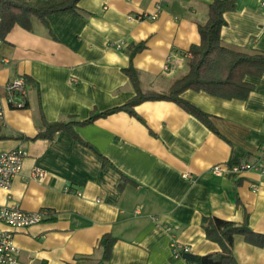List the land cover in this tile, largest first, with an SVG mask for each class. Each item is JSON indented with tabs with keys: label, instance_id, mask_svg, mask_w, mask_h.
Listing matches in <instances>:
<instances>
[{
	"label": "crops",
	"instance_id": "1",
	"mask_svg": "<svg viewBox=\"0 0 264 264\" xmlns=\"http://www.w3.org/2000/svg\"><path fill=\"white\" fill-rule=\"evenodd\" d=\"M213 1L80 0L76 13L48 16L46 26L35 18L31 31L15 26L0 41V96L18 77L29 81L28 96L25 108H5L1 134L34 138L41 115L47 123L81 122L129 102L136 92L123 71L139 44L132 67L141 92L167 93L187 73L188 51L199 45L197 27ZM260 2L236 0L224 14V48L264 53ZM244 82L253 87L246 100L181 94L216 133L173 102L148 101L133 108L135 116L118 112L74 126L89 147L63 131L52 140L0 141V155L26 153L9 192L0 189V206L48 213L15 233L17 264H188L173 257L174 244L194 256L220 252L202 228L208 217L264 235V176L231 172L241 163L264 169V74ZM215 166L221 175L212 174ZM105 235L115 240L107 261L99 247ZM232 255L237 264H264V248L242 236L233 237Z\"/></svg>",
	"mask_w": 264,
	"mask_h": 264
},
{
	"label": "trees",
	"instance_id": "2",
	"mask_svg": "<svg viewBox=\"0 0 264 264\" xmlns=\"http://www.w3.org/2000/svg\"><path fill=\"white\" fill-rule=\"evenodd\" d=\"M80 0H0V41L3 42L8 33L18 26L25 31L32 30V18L46 26L48 16L72 12L76 13ZM236 0H214L207 7V20L198 25L200 43L189 49V60L186 63L187 73L174 80L168 92L158 94L154 92L142 93L136 71L132 67V59L143 48L139 44L130 52V65L123 72L131 80L136 95L132 100L120 107L113 108L103 113H93L85 121L68 123H47L41 115L43 130L34 138H11L1 134L0 141L20 139L22 141L52 140L56 133L66 132L77 143H83L73 132V127H85L101 118H106L118 112H126L135 116L133 108L148 101H169L182 108L185 112L195 117L214 133L215 130L209 122V116L193 105L181 99V94L187 90L204 92L210 96L225 100H246L253 91L250 84L244 82L245 76L261 77L264 74V53L247 55L224 48L220 41L221 29L226 27L224 14L235 10ZM26 82L29 81L26 79ZM103 163L106 165L105 160ZM123 177V176H122ZM202 228L206 239L219 245L220 252L206 256L181 254L180 258L188 264H237L232 255L234 236H242L253 246L264 248V235L251 231L247 225L234 224L215 217L203 218ZM115 240L105 235L99 242L103 249V261H107Z\"/></svg>",
	"mask_w": 264,
	"mask_h": 264
},
{
	"label": "built area",
	"instance_id": "3",
	"mask_svg": "<svg viewBox=\"0 0 264 264\" xmlns=\"http://www.w3.org/2000/svg\"><path fill=\"white\" fill-rule=\"evenodd\" d=\"M260 8L264 12V0L260 2ZM138 20H155V15H141ZM167 70V68H165ZM28 96V86L22 77H18L9 82L5 89L4 95L0 96V124L4 118L5 108L23 109L25 108ZM26 153L23 150H13L0 155V189L9 192L12 180L20 174L23 168ZM257 170L264 176V169L258 164L241 163L238 166L231 168V172L239 175L246 171ZM213 175H221L223 170L220 166H215L211 170ZM33 178L42 181L44 173L40 169H35ZM66 193L73 194L70 188H66ZM48 217V213L25 212L17 206H0V224L8 227L10 231L0 230V264H17L19 249L14 242V235L17 232H22L27 228L42 223ZM173 257L179 259L181 254H188L189 248L174 244Z\"/></svg>",
	"mask_w": 264,
	"mask_h": 264
}]
</instances>
